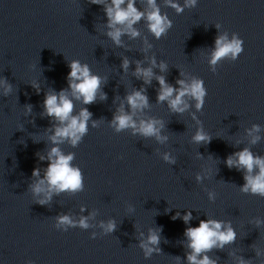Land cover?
<instances>
[{
	"label": "water",
	"instance_id": "95a60500",
	"mask_svg": "<svg viewBox=\"0 0 264 264\" xmlns=\"http://www.w3.org/2000/svg\"><path fill=\"white\" fill-rule=\"evenodd\" d=\"M172 2L183 12L170 0H156L172 21L158 39L147 20L149 0H136L145 13L134 25L139 35L117 25L125 28L117 45L108 35L114 30L105 10L111 0H0V264H189L185 232L201 219L230 222L237 233L234 243L206 253L216 264H264V196L243 191L245 176L259 168L248 173L227 164L244 149L264 158V0ZM235 33L244 52L213 66L217 37ZM73 60L103 83L94 103L73 98L72 115L83 108L92 113L82 140L53 143L58 121L47 116L44 100L64 89L71 96ZM138 66L152 68L151 84L136 75ZM159 76L177 89L179 80H202L203 106L187 93L183 112L160 102ZM138 90L149 98L143 110L127 100ZM120 109L137 128L158 121L159 136L132 127L118 131L113 120ZM200 132L211 141H196ZM53 147L74 155L83 189L53 192L40 204L44 194L34 186L49 163L40 156ZM37 167L39 177L33 175ZM188 212L193 218L186 224ZM64 215L77 224L87 218L89 227L57 230ZM108 224L115 230L106 232ZM154 232L158 244L149 242ZM144 245L154 249L151 255Z\"/></svg>",
	"mask_w": 264,
	"mask_h": 264
},
{
	"label": "clouds",
	"instance_id": "9594fccd",
	"mask_svg": "<svg viewBox=\"0 0 264 264\" xmlns=\"http://www.w3.org/2000/svg\"><path fill=\"white\" fill-rule=\"evenodd\" d=\"M91 2L98 5L105 4V0H91ZM187 2L190 5H195L197 0H187ZM149 3L152 7V11L147 13L149 28L159 39L172 27V21L166 15H161L156 0H149ZM170 6L176 8L178 12H183V7L178 3L172 2V0H170ZM105 10L109 21L108 26L114 29L108 35L114 39L117 45L121 44V36L124 34L125 28L133 37L139 35L134 25L141 21L145 13L136 7V0H111ZM117 25H124L125 28L117 27ZM215 45L216 47L210 61L213 66L223 59L236 61L244 52V40L238 33H235L231 39H229L227 34L218 36ZM129 63L127 59L124 60L123 67L125 70L129 67ZM153 64H155V60H153ZM69 67L71 71L68 73V81L71 96L68 89L59 92L53 91L46 95L44 107L47 116L54 117L58 121L54 135L51 136L53 143L62 142L64 139L70 138L71 143L77 145L87 133V124L92 113L88 108H83L78 115H72L75 107L74 99H82L85 105L94 103L101 90L103 81L100 76L91 73L87 64H81L78 60H73ZM160 67L163 70L166 65L161 64ZM136 75L138 77L142 76L145 83L151 84L154 73L152 68L145 69L138 66ZM156 78L160 85L158 100L160 102L168 101L169 106L173 110L178 112L185 110L187 105L184 104L183 97L186 93L197 99L198 108L203 106L207 90L202 80H193L191 85L186 84L184 80H179L177 83L181 85V88L177 89L170 85L164 76ZM177 92L178 94L173 98L174 93ZM104 98H106V94ZM127 100L133 110H143L149 105V98L142 90L135 91L127 97ZM30 109L31 106H29ZM157 123L158 121L155 120L141 121L139 128H137L133 116L126 113L123 109H120V114L116 115L113 120V124L118 131L132 127L145 136H159L160 129L156 127ZM195 139L198 142L211 141V137L203 132L198 133ZM234 157L230 156L227 159L229 167L246 168L248 173H252L257 166L259 168V172L256 175L245 176L247 183L243 186V191H251L254 195L264 196V158L254 157L249 149L235 153ZM73 159V154L65 155L58 147H53L46 157L40 156L41 161L47 160L49 162L44 178L39 179L34 186L36 194H44V198L38 201L40 204H46L51 199L53 192H76L83 189L82 171L71 165ZM33 175L39 177L40 168H35ZM179 216L180 214L177 213V216L173 218H179ZM192 218L191 212L183 216L186 224L190 223ZM77 226L87 229L89 227L87 218H82L77 224L69 216L64 215L59 218L58 223L55 225L57 230H63L64 232H67L70 227ZM115 227V224H108L106 232L114 231ZM185 234L189 238V247L192 249V252L187 256L189 264H216V261L212 260L206 253L214 248H223L227 244L234 243L237 239V233L230 222L225 224L223 221L214 219H201L199 226L188 227ZM92 238H97L95 233H93ZM159 239V235L154 232L149 237V242L158 244ZM144 247L147 255H151L154 251L153 248L147 245H144ZM202 253H204L203 258L199 259L198 257ZM28 264H33V262L29 261ZM241 264H248V262L241 259Z\"/></svg>",
	"mask_w": 264,
	"mask_h": 264
}]
</instances>
